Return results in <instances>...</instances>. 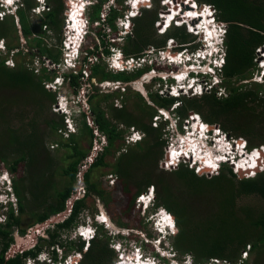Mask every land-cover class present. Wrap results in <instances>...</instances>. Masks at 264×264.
<instances>
[{
    "label": "trees",
    "instance_id": "16d2710c",
    "mask_svg": "<svg viewBox=\"0 0 264 264\" xmlns=\"http://www.w3.org/2000/svg\"><path fill=\"white\" fill-rule=\"evenodd\" d=\"M67 0H46L48 10L41 14L38 24H33L30 20L32 10L37 6L35 0H24L22 8H19L14 16H6L0 21V41L5 44V55H0V91L3 92L0 98V121L3 129H6L8 148L5 145L1 149L7 151L9 157H14L10 162L7 158L0 156L1 163H5L8 173L12 176V189L16 198V210L11 206L7 214V222L0 224V241H5L0 251V264H24L28 258H36L43 250V245L39 244L31 250L24 251L21 255L6 261L5 252L12 242L9 239L11 229L18 227L20 223L19 215L23 213L24 200L22 189H27L31 198V205L35 210L41 209L34 214L35 223H43L51 216L58 215L66 209L67 202L75 195L78 177L81 173V167L92 149L93 140H98L96 133L104 136L105 144L101 147V152L95 157L94 162L89 165L87 171L83 174L82 185L84 196L74 202L71 214L63 222L54 225L53 229L47 230L48 239H41V242L49 248L58 246L64 249V253L74 251L81 254L79 264H114L117 261V251L109 247L111 237L107 231L100 226L97 228L95 238L90 242L89 248L83 251L84 243H73L70 240L60 241V236L77 227L78 217L87 208V199L96 197L109 210L114 218H119L121 207L126 206L128 213L134 210V201L141 194L146 193L148 188L153 187L155 192V201L153 208H163L172 215L177 228L176 236L172 237V245L175 250L181 254H188L193 259V264H206L212 259L238 264L240 253L247 246L251 251L258 254L264 249V170L257 173L255 177L248 179H239L232 169L228 166H221L217 175L207 178L204 174L198 175L192 169L185 165H179L177 169L170 173L160 170L159 162L163 159V150L167 141L166 131L163 126L168 122H160L159 126L152 127V118L156 117L157 110L166 109L167 111L173 104L177 103L174 110L175 115L182 124L187 120L190 113L198 115L201 120L210 125L218 126L230 138H242L246 141L248 148L253 149L264 146V90L258 83L240 84V81L249 80L256 71V51L264 46V0H194L197 6L206 5L214 9L216 19L225 24V65L222 69L223 87L226 96L217 97L215 91L204 94L200 97H181L179 99L167 98L156 94H150L154 106H150L138 95L141 104L136 108L127 111L126 108L116 109L113 104L106 105V113L101 109V102L107 103L110 95L101 96L102 100L91 106L90 114L92 118V127L86 124L89 116L81 113V124L79 134H71L67 140L58 146L68 149L64 159L68 162L61 168V176L66 179L59 189L56 183L52 182V175L55 170L52 169L53 162L49 158L48 152L43 146V142L35 136L33 124L20 125L19 127H7L6 117L2 112L6 109L12 100L6 101L4 98L10 91L17 92V95L27 93L35 98L41 94L45 95L42 83L49 81L50 76L46 75V68L43 67L39 76L18 62V57H28L32 60L36 55L39 59L48 61L52 65H59L60 50L53 51L47 43L44 42L46 32L42 30L45 27L48 31L55 34L57 44L61 43L60 26L63 21L62 16ZM96 2L88 9V20L92 26L94 23L107 26L110 30H116V19L122 18L119 9L109 7V11L104 18H101L102 7L110 0H95ZM119 6L124 5L125 0H113ZM155 6L160 10L159 0H154ZM189 3L180 8L185 11L186 17L180 16L177 12L178 7L173 5L168 11L166 23L174 18L184 23L189 22V26L198 31L200 24L198 20L194 25L188 17L189 13H196V7H190ZM156 9H143L140 16L132 21L133 27L131 34L125 37V47L122 46V53L128 56L138 57L147 48H163L168 39L177 42L180 48H189L194 42V37L185 31L183 27L173 26L165 35H156L154 25L158 21ZM176 15L180 16L179 18ZM18 18L16 26L15 18ZM69 27V36L76 35L78 25L72 29ZM26 42L27 48L20 46V33ZM12 34L16 36L18 42L16 46L12 42L5 40L11 39ZM156 35V36H155ZM104 45V35L98 33ZM74 38H70L71 40ZM69 45V46H70ZM194 45V44H193ZM105 47V45H104ZM83 47L86 57L98 55L97 48ZM36 50L32 51V50ZM13 50L18 53L13 56L15 64L13 67L5 65ZM35 52V53H33ZM102 53L109 55V49L104 48ZM24 55V56H23ZM84 58L85 61L87 58ZM24 64V65H23ZM31 64V62H29ZM55 73V72H54ZM137 73L136 76L140 75ZM91 78H100V82L114 80L117 82H127L133 76L126 73L111 74L105 72L100 64H93L90 68ZM69 84L75 89L80 88L81 70L76 74H67L64 76ZM239 82V84H238ZM77 92V91H76ZM120 94L115 97H119ZM48 99L53 102L54 96L47 93ZM98 97L97 88L91 90L88 94V102ZM100 98V99H101ZM124 104V102H123ZM11 109V108H10ZM149 111L150 114H145ZM148 119L149 123L141 124ZM62 121V120H61ZM49 127L54 132L60 131V125L52 121ZM7 127V128H6ZM121 127V128H120ZM137 129L143 134L141 142L127 144L125 135L129 129ZM61 134V132H60ZM95 134V135H94ZM52 136V137H54ZM62 139V135H59ZM86 138L88 143L87 150H82L76 138ZM1 141V139H0ZM126 143V144H125ZM129 148L125 152H119L122 147ZM119 153V156L112 164L106 162L107 157L112 159ZM20 165H23L27 177L18 176L17 171ZM109 168V173L114 176V182L111 191L101 188L99 182L92 179L95 170ZM130 186L134 187L135 193L130 194ZM52 191V194H49ZM188 196L189 200L184 201L183 197ZM130 199V200H129ZM250 200L249 203L245 201ZM203 200L206 205V211L199 213L195 202ZM191 201H193L191 203ZM128 202V203H127ZM112 206L109 209V206ZM120 207V210H119ZM18 214L15 216L14 214ZM131 218L130 214L128 215ZM120 220V219H119ZM118 225L123 228L129 227L127 224L118 221ZM24 234V231H21ZM131 238V236L129 237ZM133 238V237H132ZM51 260L58 263L55 252L51 253ZM238 258V259H237ZM243 264V263H241ZM247 264V263H245Z\"/></svg>",
    "mask_w": 264,
    "mask_h": 264
},
{
    "label": "rangeland",
    "instance_id": "374dc122",
    "mask_svg": "<svg viewBox=\"0 0 264 264\" xmlns=\"http://www.w3.org/2000/svg\"><path fill=\"white\" fill-rule=\"evenodd\" d=\"M23 1L24 0H22L21 2H23ZM162 1H164V0H160V3H162ZM92 2L95 3L96 1L92 0ZM1 3L2 2H0V4ZM126 3H127V0L124 1V3H123L124 5L119 6L116 1L114 2L113 0H110L109 2L105 3V5H103L101 18H104L105 15H107V13L109 11V7L119 9L120 12L122 13V16L124 17L126 14L131 12V10L129 9V7L127 6ZM160 3H159V5H160V8L162 11L158 10V6H155L154 0H150L149 3L140 5L137 10H135V11L132 10V13L135 14L137 17H139L140 12L143 9H149V10L150 9H152V10L156 9L155 12L157 11V18H158V20H160L161 18L159 15L161 14V12L165 13V11H167L169 9L168 7H163ZM180 3H181V1L177 0V4H180ZM88 4H91V0L90 1H88V0H67L66 1L65 6H67V7L64 8L63 14H62V16H60V19L63 21V23L60 26V30H61V34H60L61 43H60V45L57 44V40H56L55 34L53 32L48 31L45 27L42 28V30L46 32L45 37L43 38L44 42L47 43L48 46L51 47V49L53 51H56V49L60 50V63H59V65H52L51 63L48 65L47 61H44L43 59H39L38 57H36V55L33 56L32 60L28 57H23V59H20L18 57V59H17L18 62L24 61L23 63L25 64V66L28 67V69L30 71H32L34 74L37 73L36 75H38V76L40 75L38 73L41 72L43 67H45V66L48 67V68L45 67L46 68V75L50 76L49 77L50 80L42 83V87L45 90V95L41 94V95L33 98V97H30V95L27 93H24L22 95H17L18 93L15 92V90H14V91L8 92L6 94V96L4 97V98H7L6 101H10V100L13 101V103H9V105L6 106L7 110L6 109L2 110V112H4L3 114L6 117V123H8V124H6L7 127L11 126L12 128H16V127H19L20 125H25L26 123L29 124L30 120L34 121L33 128L35 129L34 130L35 136L38 137L41 142H43V144H44L43 146H45V150L48 152L49 158L53 162L52 169L55 170V173L52 175L51 181L56 183V185L59 189L62 187V184L66 181V179L61 176V168L66 166V164L68 163V162H65L64 159L66 157V154L68 155L69 150L58 146V144H62V143H64V141L67 140V137H69L71 135L68 132L75 134V136H77L79 134V127L81 124V116H80L81 114H79L77 117L74 118V120H71V123H72L71 127L72 128L67 129V126H68L67 124L69 123V120L67 119L66 116L62 115V113L60 112V107L63 108L66 105V102H69V101H73L74 103L79 102L83 108V112H85L89 116V118L86 119V124L89 127H92L93 126L92 125V118H91V114H90L91 106H95L94 104H96L97 102L102 100L101 96L112 94V95H110V98L108 99L109 101L107 103L101 102V109H102V111H104L106 113V115H105L106 118H109V114L106 111V105L113 104V107H115L116 109L124 107V108H126L127 111H130L133 108H136L137 104H141L139 99H138L137 94L141 95V97L146 101V103L148 105L154 106L151 99L149 98L150 97L149 95L157 93L159 96H162V93L160 92V90L165 89V87L171 86V81H169V79L166 76H162L165 79L162 83H157V82L154 83L151 80L149 81V79L151 77L150 70L154 69L156 71V69H157L156 66H158V70L165 71V73L169 72L170 75H171V71H174L175 74L174 75L172 74V77L173 76L175 77V75L178 74L177 71L180 70V69H178L177 71H175L176 68H174V67L170 68V67H167L164 65L163 66L166 68H163L162 64L159 62V58L157 56L156 51L153 50L152 51L153 53L149 54L147 56V58L143 57L144 62L141 65H139L135 69H130V72L127 73V75H129V76H131V75L133 76V78L130 79L131 82H129V84H125V83L123 84V82H117L114 80H107V81L100 82L99 77L91 78L90 68L92 67L93 64H100V66L105 70V72H108L111 74H116V71L109 69V61L107 60V55L103 54L102 50L104 48H108L109 51H111L113 54V64L116 63V59L118 57H120V54L122 53V51H120V49L122 48V46L125 47V45H126L125 37H127L130 34V32H129L126 35V32H128L127 30H126V32H123L121 34L119 29H118V25H121L122 23H126V26L128 27L129 20L124 21L123 17H122V18L116 19V21H115L116 30H110L107 26L98 25L97 23H94L90 27L89 36L87 38H85V42H84L83 47H92L91 48L92 50H95V47H96L99 54L93 55L92 63H86L85 61L83 62V60H82L83 55L86 56L85 51H83V49H82V51H81L82 56L79 58V61L77 62V63L80 62V64H81L80 69H82V71H83L81 74L82 77H80V80H79L80 88L75 89L74 87H72L69 84L68 80H66V79L64 80V75H67L68 72L65 69L66 66H63L62 61L64 59L63 56L67 55L66 54L67 52L65 50L63 53L61 52V48H62L61 45L63 44V42L65 43L66 47H68L70 45V44L68 45L70 36H69V30H67V28L69 27L67 25V21L69 18V14H71L70 21H71L72 29H75L77 25L79 27L78 32L76 33V35H74L75 37L71 36L74 39L71 40L72 44L70 45L71 46L70 51L72 52L74 50L73 45H75L79 42L77 39H78V36L80 34V29H81V22L79 21L80 23H77V20H76V18L78 16L77 8L82 7L83 9H86V5H88ZM181 4L185 5L187 3H181ZM131 5L133 6V8L135 7L134 6L135 4H131ZM70 6H72L73 8H71ZM206 7H208V6H206ZM206 7H201V6L199 7L198 6L197 11H200V8H201L203 11L206 10V15H207L208 8H206ZM78 11L80 12L81 10H78ZM89 12H90L89 10H86L87 18H88ZM209 12H210V10H209ZM31 13L32 14L30 15V20L33 22V24H38L39 18L41 17V14H42L41 9L38 11L33 10ZM213 14H215V13H213ZM1 16H2V18H0V21L3 20L5 18V16H7V13L2 14ZM163 16L166 17V15H163ZM14 20H15L16 26L20 30L17 17ZM217 21L218 20L216 19V22ZM179 22H182V21H179ZM130 23H132L131 20H130ZM160 23H162V22L160 21L158 24L155 23V25H154L156 35H158V36H160L159 31L162 29V28L160 29V27H159L161 25ZM198 23L200 25L202 24V21L199 18H198ZM224 26H225V24L222 25V27H224ZM217 30H218V27H217ZM130 31H131V28H130ZM99 32H101L102 35H104L103 39H104L105 47L102 44L101 37L98 36ZM210 33L212 36L213 29ZM19 34H20V45H21L20 47L23 49L27 48L26 42H25L24 38L22 37L21 32ZM198 35H200V37L194 38V42H193L194 45L193 44L190 45L188 48L189 50L201 51V48H202V50L205 49V48H203V45L202 46L200 45V42H202V39H203V35L201 34L200 31H198ZM5 41L6 42H12L13 41L12 42L13 46H16L18 43L16 41V36L14 34H12L11 39H8ZM210 41H212V40H210ZM207 43L209 45V42H207ZM212 44L214 45V43H212ZM210 48L211 47H209V49ZM180 49L181 48H179V45L176 43L175 45H173V49L170 50L167 54L173 55V53H175V54H179V56H180L181 55ZM211 49H213V48H211ZM32 51L36 52L35 49ZM5 52H6L5 51V44L2 41H0V55L4 56ZM35 52H33V53H35ZM17 53H18V50H13L10 53V57L8 58V60L5 63L6 66H8L10 68L14 66L15 61H13V56L16 55ZM203 54H204V52H203ZM256 54H257L256 55V61H255L256 66H258L259 63L264 65V63H263L264 58L261 57V55L264 56V50H263V53L260 52V50H257ZM182 60L184 61L185 59L182 58ZM123 61L125 64L126 59L124 58ZM29 62H31V64H29ZM192 62H194V63H191L190 65H191V67H194L197 69L196 72H199L202 70V67H203V61L202 60L192 59ZM67 63H68V61H67ZM114 66H115V64H114ZM183 66L185 67L186 65L183 64ZM119 67L123 68L121 65H119ZM148 71H149V73H148ZM139 72H141V74L136 76L137 73H139ZM85 75L88 77H86ZM257 75H258V73H256V71H255L253 76H257ZM56 81H58V83H63L62 86L57 87V85H55ZM186 81H187V79L185 81H183L182 83H184ZM248 82L249 83L253 82V79H251V81L250 80H248V81L247 80H244V81L241 80L240 84H245ZM117 83H119V84H117ZM196 83L197 82H195L194 85H197ZM238 84H239V82H238ZM114 85L120 86V88L123 90V92H121L120 90L114 91V88H115ZM127 85H130V86L127 87ZM161 85H162V87H160ZM262 85H264V84H262ZM94 87L97 88V90H98V97H95L92 100L91 104H89L88 94H91V90ZM223 92L224 91L222 90L220 92V94H222ZM47 93H50V94H52V96H54L53 102H51L48 99ZM118 94H120L119 97H115ZM178 94H180V93H178ZM178 94H176V95H178ZM207 94H209V93H207ZM2 96H3V92L0 91V98H2ZM59 97H61L62 100H64V101H62L61 105H58V102H59L58 98ZM162 97H168L169 98V96H167V94L163 95ZM185 97L189 98L191 96L186 95ZM123 102H124V104H123ZM74 106H75V108H77L76 104H74ZM80 110L82 112L81 108H80ZM145 114H150V112L146 111ZM159 116H160L159 110H157L156 117L152 118V122H151L152 127L159 126V123L160 122L162 123L163 119H160ZM192 116H193L192 113H190L187 120H185L186 122L189 121V124H191V125H192V122H194V121L189 120V118ZM157 119H159V120H157ZM174 120L177 121L176 118ZM52 121H55V124L58 125V127L60 125H62V127H60V131L57 130V133L55 136L53 135L54 132L49 127L50 124H48L50 122L52 123ZM146 123H149L148 119H145V122H141V124H146ZM186 125L187 124H182V127H185ZM217 128H218V126H217ZM130 130H132V128ZM163 130L169 131V133H166V137L163 136V138L166 139V141L168 143H170V144L172 142L178 143L179 139H174V140L169 141L172 136L177 137L176 134L170 133V131H171L170 128L166 129V125H164ZM212 130L214 133H217L214 131V129H212ZM135 131H138V130L135 129ZM6 132H7L6 129H3L2 123L0 121V139H1V141H0V156L7 158V162L10 164V162L14 159V157L7 156L8 152L5 150L3 152L1 151V149L4 148L5 145L8 148L7 137L5 136ZM60 132H61V134H60ZM95 134H96V136L98 135V138H97L98 140H96V141L93 140V142H92L93 147L90 150V153H91V151H92V153L89 155V157L85 161H83L84 166H82L80 168L82 170V172L80 173V176L83 173H85L87 171L89 165H91L94 162L95 157H97L98 153L101 152V149H102L101 147L106 142L104 136H102L96 132H95ZM59 135H62L61 136L62 139L60 138ZM52 136H54V137H52ZM221 136H222V139L225 138L224 135L221 134ZM139 137L143 139V134L141 132H139ZM75 138L78 141V143L80 144L81 149L84 151L87 150L89 141L86 138H80V139L77 137H75ZM232 138H234V137H232ZM237 139H239V137ZM240 139H242V138H240ZM125 141H126V138H125ZM190 145L196 146L195 141L191 142ZM128 149L129 148L123 146L119 152L120 153L125 152ZM167 151H168V149H166V147H165V149L163 150V153H164L163 159L159 162L158 167L160 170H163L166 173H170L177 168H176V166H171V167L169 166L168 168H166L164 162L166 164L168 163V160L166 159ZM254 155H255V153L250 155L249 158H252V156H254ZM118 156H119V153L115 156L114 159L107 157L106 162L109 164H112ZM235 163L238 166V164L242 163V160L240 159V161L235 162ZM2 164H3L4 168L6 169L5 163H1V161H0V176L5 171V170H1L3 168ZM188 168L190 169L189 166H188ZM7 172H9V171H7ZM194 172H195V169H194ZM202 174H204L207 178H210V177H212V175H215V174H211L208 172L199 173V175H202ZM243 174L239 175V179L245 178V175H243ZM16 176L17 177L13 176L14 179L15 178L18 179V176L27 177V174L25 172V168L23 167V165H20V167L18 168ZM80 176H79V178H81ZM92 176H93L92 177L93 181L101 183V184H99L100 187L105 189L108 192L112 190L114 182L116 181L114 176L109 173V168H101V169L95 170L94 173L92 174ZM9 177L11 180L12 176H10V174H9ZM0 180H2V179H0ZM84 189L85 188L83 187L82 183H80V181H79L78 186L75 189V195L73 197L74 201L76 199H81L84 196ZM134 193H135L134 187L132 188V186H130V194L133 195ZM49 194H52V191H50ZM154 194H155V192L153 193V196H154ZM140 196H142V198H143L142 201H144V203H145L144 206H147L148 205L147 203L150 199L149 196H146L145 193L141 194ZM140 196H138V197H140ZM11 197H13L12 199H13V201H15L14 195ZM22 197L24 200V202H23L24 206H23V213L21 215H19V219H20L19 229L20 230H26V233L24 235H21L18 232L19 229L18 230L14 229V243H13V245H11V247L12 246L23 247L24 251H27V250H30L31 248H33L37 244H42L43 245L42 251H44L46 253V255L42 256L41 260L43 261V264H50V257L48 256L49 255L48 250H50L51 248L48 249V247L45 246V244H43L41 242V239H46V240L48 239L47 234H46L47 229L48 228L53 229L54 225H51V224L40 225L39 223H35L34 214L38 213L41 209L35 210L33 208V205H31L33 203H31L32 201H31L30 194L28 193L27 189H22ZM136 199L134 201V210L131 211V213H128V211L126 210L127 209L126 206L121 207V213H124V214L120 215L119 218H118V216L117 217L115 216L113 218L111 216V214L109 213V210L103 204V202L100 201L99 199H97L96 197H92L90 199H87L88 206L86 209L83 210L82 214L83 215H89L92 217L96 214H98V215L100 214L102 216V219L106 218L110 221L109 228L107 230L108 236L111 235V240L109 242L110 248H112L113 244L118 245L119 244L118 240H121V238L123 239V238L127 237L128 234H130V236H131V238L129 239L128 242L129 243L132 242L131 243L132 245H133V242H135V243L139 242L140 238H144V237L151 238V239L156 238V233L152 229L153 228V222H154V220H156L155 217L152 216L153 215L152 206H151L152 204L150 205L148 210H145L144 207L137 204ZM183 200L188 201L189 197L186 195L183 197ZM153 201H155V196L153 197ZM4 202H6L5 196L4 197L0 196V203L3 204ZM192 202L193 201H191V203ZM246 202L249 203L250 200L249 199L246 200L245 204H246ZM195 203L197 204L199 213L206 209V205H203L204 204L203 200H199ZM112 206L113 205L109 206V209H111ZM15 210L16 209H14V211ZM119 210H120V207H119ZM6 211L8 212V210H6L5 207H2V206L0 207V219H2V220L5 219V213H7ZM129 214H130L131 218L128 217ZM60 219L61 218H57L54 221L55 224L57 222L61 221ZM118 221H121L122 223L127 224L129 227H127L126 229L123 227H120L118 225ZM156 226H158V223L156 224ZM157 229L162 231L161 227H158ZM70 232L71 233L68 234L69 237L66 236V238H65V233H63L60 236V241L62 240V243H64V241H67V240H70L73 243L81 242V239H79V237L77 236L76 230H72ZM34 233H36L35 237H32ZM116 235H118V238L114 239V236H116ZM165 243L174 249V252L177 255L178 261L185 258L188 262H191V263L193 262V259H192V257H190V255L181 254L175 250V248L172 245L171 238H169L166 241H163V244H165ZM163 247H164V245H163ZM55 248H58L57 249L58 261L60 260V258H62L63 261H66L67 264H71L73 259H76V258L80 259V254L75 249H74V251L69 250L65 254L64 249H61L58 246H55ZM129 249L130 248H128L126 251H129ZM83 251H85V248ZM244 251L247 252V256L243 260L242 257H243ZM244 251H242L240 253V259L237 258L238 264L239 263H243V264H245V263H247V264H264V249H263L262 253L260 252L258 254V252H256V251H254V252L251 251V248L249 246H247ZM144 252L146 253V255H149V256L152 255L153 260H155L156 262H159V264H170V263L171 264H181V263H172L171 261H169V263H167L166 261L162 260V258H160V256H158L155 253V251L151 245H147ZM126 254H129V253L126 252ZM130 256H132V255H130ZM63 261L61 263H58V264H62ZM163 262H166V263H163Z\"/></svg>",
    "mask_w": 264,
    "mask_h": 264
},
{
    "label": "clouds",
    "instance_id": "9594fccd",
    "mask_svg": "<svg viewBox=\"0 0 264 264\" xmlns=\"http://www.w3.org/2000/svg\"><path fill=\"white\" fill-rule=\"evenodd\" d=\"M88 1H90V0H88ZM133 1H135V0H127L126 4L129 7V9L131 10V12L126 14L124 17L123 16L122 17H123L124 21L129 20V22H128L129 24H128V27L126 26V23H122L121 25H118V29H119L121 34L123 32H126V30L128 31V32H126V35L129 32L131 34L133 23H130V20L133 21L134 19L137 18V16L132 13V10H134L133 6L131 5L133 3ZM149 1L150 0H144L141 2V5L149 3ZM180 1H181V3H185V2H182V0H180ZM35 2L37 3V6L34 8V10H36V11L40 10L43 6H46V0H35ZM159 3H160V0H159ZM93 4H94V2H92V0H91V4L86 5V9H83L82 7L77 8L78 16H77L76 20H77V23L81 22L80 31L82 32V36L80 37L79 42L77 44L73 45L74 50L71 52L70 51L71 46H68L66 48L63 44L61 45L62 46L61 52L63 53L64 50L67 52L66 53L67 55L63 56L64 59L62 62H63V66H66L65 69L67 70L68 74H76L80 70H82V69H80V67H81L80 62L79 63H77V62L79 61V58L82 56V54H81V51L83 49L82 47L84 45L85 38H87L89 36V29L91 27L90 22L86 16V10H88ZM160 4L163 7L169 8L167 11H165L166 16H168L166 12L170 11V9H172L173 5H175V7L179 8V9H177V12L180 14V16L186 17V13H185V11L181 10L180 4H175L174 1L172 4H166V3H164V1H162V3H160ZM65 7H67V6H65ZM70 7L73 8L72 6H70ZM197 7L198 6L196 4V9H197ZM201 7H206V5H202ZM208 7H206V8H208ZM78 10H81V11L79 12ZM135 10H137V9H135ZM160 11H162L161 8H160ZM43 12H45V11L41 10V13H43ZM161 14H163V12H161ZM200 15H201V13L199 14L198 17H200ZM180 16L176 15L177 18H179ZM198 17H194V18L188 17L187 19H189V21L191 22L190 24L193 23L192 25H194V22L198 20ZM160 18L162 19V21L160 19L156 23H159L160 21L161 22L166 21L165 17L160 16ZM208 18H209L208 19L209 24L207 23L206 26H203L201 29V34H203V39H202V42H200V45L202 46L203 44H207V40H206L207 38H206V34H205L206 27L208 28V32H211L213 29V36H214L215 31H217V33L219 35L218 41L217 42L214 41V37H213V40L211 42L214 43L215 47L213 49H211L212 47L210 49H208L207 55H205L204 58H201V57L194 58V54L196 53V51H191L188 48H181L180 49L181 50L180 56H179V54L173 53V55L175 57L181 58L180 62H183V64H185L186 66L184 67L181 64H175V63L174 64L168 63L166 65L167 67H170V68H172V67L176 68L175 71L180 69L177 71L178 74L175 75V77L174 76L172 77V74L173 75L175 74L174 71H171V75L169 77H167L169 79V81H171V86L165 87L167 89L166 94H168L167 96H169V98L179 99V98L184 97L186 95H190L191 97H200V96L207 94V93H204V92L198 93L197 90L198 89L199 90L204 89L208 85L210 86V92L214 90L215 95L217 97L221 98V97L226 96V91L222 85V83H223L222 69L225 65L224 41H225V35H226V26H224V30H223V27H222L223 23L218 22V21L216 22L215 14L209 12V10H208ZM115 25H116V23H115ZM173 26L183 27L185 29V31L190 33L194 38H198L200 36L198 34L197 35L195 34V32H196V31H194L195 27H194V29H192L190 26H188V24L186 25L184 22H179V21L176 22L175 19L169 21V23L166 26L163 24L162 29L159 31V34L165 35ZM216 26L218 27V30H217ZM130 28H131V31H130ZM78 30H79V27H78ZM211 39H212V36L210 35V40ZM169 42L172 43L173 45H175L177 43L173 39H168L166 41V44L163 47V48H166L167 53L173 49V48L172 49L169 48V46H168ZM153 49L156 50V53H157V56L159 58L160 63H162L163 59H166V58L168 59L167 56L169 54L165 53L164 58H161V56L158 54V49H160V48H153ZM201 50H202V48H201ZM259 50H260V52H263L264 46H262ZM120 51H122V50L120 49ZM109 52H110V54L107 55V60L109 61V69L116 71V73H126V74L129 73L130 71L125 69L126 65L124 64L123 60H124V58L126 59L128 57H134V56L126 57L123 53L120 52L121 53L120 57H118L116 59V61L123 68L119 67L118 69H116L114 64H113V54L111 51H109ZM164 52H165V49H164ZM142 55H143V53L138 57H134V59L144 57ZM147 56H145V57L147 58ZM262 56L263 55H261V57ZM85 57L86 56L83 55V59H82L83 62L85 61V59H84ZM86 58H87V60L85 62L89 63V62H87L89 57H86ZM182 58L185 60L183 61ZM65 59H67L68 64L65 63ZM192 59H200L203 61V67H202L201 71L196 72L197 71L196 68H194V69L190 68L191 67L190 64L194 63V62H192ZM262 66L264 67V65H262ZM258 67H259V65L256 66V68H258ZM135 68H133V69H135ZM156 68H157L156 71L154 69H151V70H154L155 74H151L150 80H152L158 74L157 73L158 66H156ZM163 68H166V67L163 66ZM208 69H211V71H208ZM204 71H206V74L204 73ZM259 71H260V68L258 71H256V73L259 74ZM148 73H149V71H148ZM253 74L251 76V79L253 77ZM166 75H167V73H166ZM179 75L183 76V81H185L187 79V81H186L187 83L186 82L179 83L177 81V78H176ZM65 79L66 78L64 77V80ZM251 79H249V80L251 81ZM195 82H197L196 83L197 85H194ZM254 83H258L259 85L264 84V72L261 75V81L260 82H254ZM62 84L63 83H58V81L55 82V85H57V87H61ZM262 86H263V90H264V85H262ZM117 90L118 89H116L114 91H117ZM222 90L225 93L220 94V92ZM178 93H180V94H178ZM176 94H178L179 96ZM59 98H61V97H59ZM61 103H58V105H61ZM74 104L77 105V108H75ZM177 105H178L177 103L173 104L172 107L170 108V110H168V111L165 109L159 110V114H160L159 118L163 119L162 122H168V124L166 125V129L170 128L171 129L170 133L177 135V137L172 136L169 141L174 140V139H179L178 143L172 142L170 144L167 142L166 149H168V151H167L166 155L168 156V154H169L168 157H170V159H169L167 164L164 162L165 165H168L170 167L176 166V168L179 165H185L187 167L189 166L190 169H192L193 171L195 169V173H197L198 175L201 172H208V173L217 175V173L220 171L221 166L225 165V166L230 167L235 175L239 176V175L243 174L244 172H246V170L243 168L239 169V167L236 165L235 162L240 161V159L243 156H245V158H248L250 155L255 153V155L252 156V158H248L249 164H250V162L252 164L253 161L256 162L255 172H249L247 170L248 171L247 173H249L248 177L245 176V178H243V179L255 177V175L257 173L262 172L264 170V169H262V170L260 169V165L262 164V161H264V146H259V147L253 148V149H249L245 140L240 139V138L239 139L230 138L223 131H221L219 129V127L217 128V126H210V125L204 123L201 120V118L194 113H192L193 116L189 118V120L194 121V122H192V125L189 124V121L186 122L185 120H183L182 124H187V125L185 127H182V124H180L179 118L177 117V115H175V112H174V110L177 108ZM80 108L82 109V112H81ZM60 112L62 113L63 116H66L67 119L69 120V123L67 122L68 123L67 129L72 128L71 127L72 126L71 120H74V118L77 117L79 114L84 113L83 108L80 105V103L79 102L74 103L73 101L66 102V105L63 108L60 107ZM175 118L177 119V121L174 120ZM157 120H159V119H157ZM212 129H214V131L217 133H214ZM68 133H70V132H68ZM166 133H169V131H166ZM221 134L224 135V137H225L224 139H222ZM97 137H98V135H97ZM125 138H126L127 144H135V143L140 142L142 140V138L139 137V132L135 131V129H133V128H132V130L129 129L127 131ZM194 141H195L196 146H192V150L190 151L187 148V145L191 144V142H194ZM256 152H258V154ZM249 164L247 163L246 167H249L251 165V164L250 165ZM239 170H241V171H239ZM215 175H212V176H215ZM10 176H11V174H10ZM0 179H2V180H0V196H3V197L5 196V199H6V202H4L3 204L0 203V205L5 206L7 209L10 206L12 209L13 208L16 209V203H17L16 198H14L15 201H13V199H12L13 197H11L14 194H13V189H12V179L10 180L9 173L7 171H4L2 173V175L0 176ZM153 193H154L153 187L148 188V190L145 193V195L149 196V198H150L148 203H147L148 204L147 206H144L145 203H144V201H142V199H143L142 196L138 197L136 199V201H137V204L144 207L145 210H148L150 205L152 204L151 205L152 211H153L152 216H154L156 219L153 222V228L152 229L156 233V238H153V239L146 238V237L140 238V241L137 243L133 242V245L131 244L132 242L131 243L128 242L130 239L129 238L130 234H128L127 237H125L123 239L121 238V240H118L119 241L118 245L113 244V246H112V249L117 251V254H116L117 255V261L114 264H159V262H156L155 260H153L152 255L151 256L146 255V253L144 252L147 245H151L152 248L154 249L155 253L158 256H160V258H162V260L166 261L167 263H169V261H171L172 263L193 264V262L192 263L188 262L185 258L178 261L177 255L174 252V249L171 248V246H169L166 243L163 244V241H166L169 238L172 239V237L176 236L177 229H176L174 218L172 217V215L170 213H168L163 208H157V209L153 208V204H154L153 197L155 196V195L153 196ZM99 215L96 214L92 217L89 215H83L81 213L78 217L77 227L72 229V230H76L77 236L79 237V239H81V242L84 243L85 251L87 250V248H89L90 242L95 238L97 228L102 226L105 228L106 231L109 228L110 221L106 218L102 219V216L100 215L101 216L100 217ZM163 220H166L167 222L165 223V222H163ZM157 223H158V226H156ZM160 226L162 228V231L157 229ZM69 233H71V232L69 231L67 234H65V238H66V236H68ZM109 237H111V235H109ZM116 238H118V235L114 236V239H116ZM163 245H164V247H163ZM84 248H83V250H84ZM128 248H130L129 251H126ZM57 249L58 248L51 247V249L48 250V254H49L48 256L50 257V264H58V263H61L63 261L62 258H60L58 263H55L51 260V256H52L51 253L55 252L57 255V253H58ZM126 252H128L129 254H126ZM44 255H46V253L44 251H42L36 258H34L35 264H43L41 257ZM130 255H132V256H130ZM57 258H58V255H57ZM80 259H81V254H80ZM80 259L79 258L73 259L71 264H79ZM166 262H163V263H166ZM62 264H67V263H66V261H63Z\"/></svg>",
    "mask_w": 264,
    "mask_h": 264
},
{
    "label": "bare ground",
    "instance_id": "6f19581e",
    "mask_svg": "<svg viewBox=\"0 0 264 264\" xmlns=\"http://www.w3.org/2000/svg\"><path fill=\"white\" fill-rule=\"evenodd\" d=\"M22 0H12V3L11 4H8L7 2H6V0H0V2H2L1 4H0V18H2V14H4V13H7V16H15L16 15V12L18 11V9L19 8H22V3L23 2H21ZM142 1H144V0H135V1H133V3L132 4H135L134 6V10L135 9H138V7L141 5L140 3L142 2ZM190 1H193V3H195V1L194 0H189V2ZM171 10V9H170ZM201 13V15H200V17H198L199 16V14ZM167 14H168V12H167ZM194 14V13H193ZM195 15L199 18V19H201V21H202V24L199 26V28H198V31H200L201 32V29H202V27L203 26H206V24L208 23V12H207V15H206V10L205 11H203L201 8H200V11H196V13H195ZM70 16H71V14H69V18H68V21H67V24H71V21H70ZM6 17V16H5ZM132 17V16H131ZM167 17V16H166ZM166 17H165V19H166ZM18 19V18H17ZM174 18H172V20H173ZM176 22H177V20H175ZM77 24V23H76ZM163 24L166 26L167 25V23H166V21L165 22H162L161 23V25L159 26L160 27V29L162 28V26H163ZM186 25L188 24L189 25V22H187V23H185ZM195 26V25H194ZM68 29V28H67ZM198 31L197 32H195V34L197 35L198 34ZM205 34H206V40H207V42H209V45H208V43L207 44H203V48H205V49H203V52H204V54H203V56H205V55H207V51H208V49H209V47H212V48H214L215 46L212 44V42L210 41V35H211V33L210 32H208V28L206 27V29H205ZM203 35V34H202ZM74 36V35H73ZM75 37V36H74ZM200 37V36H199ZM213 37H214V41H218V37H219V35H218V33H217V31H215V33H214V36H213V34H212V39L211 40H213ZM70 38H71V36H70ZM70 38H69V40H70ZM70 42V41H69ZM68 42V43H69ZM69 45V44H68ZM209 46V47H208ZM70 48V47H69ZM263 53V52H262ZM199 57H201V56H199ZM263 58H264V56H262ZM170 60V62H169V60ZM168 59L166 58V59H163L162 60V65H164V66H166L168 63H175V64H181V65H183V62H180L181 61V58H178V57H175V56H172V57H168ZM263 60V59H262ZM161 61V60H160ZM264 63V62H263ZM115 64V68L116 69H118L119 68V65L120 64H118L117 63V61H116V63H114ZM264 68V67H263ZM151 75V74H150ZM177 81L179 82V83H182V81H183V76L182 75H179L178 77H177ZM187 148L191 151L192 150V146L190 145V144H188L187 145ZM257 154H258V152H256ZM168 156H169V154H168ZM167 156V160L169 161V159H170V157H168ZM247 165H245V166H243V167H241V165L240 164H238V167H239V169H245L246 171L248 170L249 172H255V167H256V162L255 161H253V163L249 166V167H246ZM261 166V165H260ZM239 171H241V170H239ZM247 171V172H248ZM142 202V201H141ZM143 203V202H142ZM144 204V203H143ZM163 222H167L166 220H163ZM161 227V226H160Z\"/></svg>",
    "mask_w": 264,
    "mask_h": 264
},
{
    "label": "built area",
    "instance_id": "2783aa9c",
    "mask_svg": "<svg viewBox=\"0 0 264 264\" xmlns=\"http://www.w3.org/2000/svg\"><path fill=\"white\" fill-rule=\"evenodd\" d=\"M173 1L175 2V4H177V0H172V3H173ZM172 3H170V4H172ZM41 10H43V11H47L48 10V7L47 6H43L42 8H41ZM208 10H210V12L211 13H215V11H214V9L213 8H210V7H208ZM163 15H165V13H163ZM162 14H160L159 16H163ZM163 17H165V16H163ZM161 21H162V19H161ZM158 24V23H157ZM161 24V23H160ZM223 30H224V27H223ZM82 36V32L80 31V34H79V36H78V41L80 40V37ZM63 45L66 47V45H65V43L63 42ZM169 48L170 49H172L173 48V44L172 43H170L169 42ZM67 48V47H66ZM164 49H165V52H164ZM154 49L152 48V47H149V48H147L144 52H143V55L142 56H147V55H149V54H152ZM154 51H156V50H154ZM165 53H167V50H166V48H160V49H158V54L161 56V58H164V55H165ZM172 56H174V55H168L167 57H172ZM199 56H201V58H204V56H203V50H201V51H196V53L194 54V58H197V57H199ZM92 59H93V57H89L88 58V62L89 63H92ZM47 61V60H46ZM144 62V59H143V57L140 59V58H137V59H134V57H128V58H126V61H125V65H126V67H125V69L126 70H128V71H130V69H133V68H135V67H138L139 65H141L142 63ZM169 62H170V60H169ZM65 63L66 64H68L67 63V59H65ZM47 64L49 65L50 63L47 61ZM170 64V63H169ZM263 64H261V63H259V67L258 68H256V71H258L259 70V68H260V71H259V74L257 75V76H253V82H260L261 81V75L263 74V70H264V68H263V66H262ZM45 67H47V66H45ZM48 68V67H47ZM191 69H194V67H190ZM208 71H211V69H208ZM82 70H81V74H82ZM152 74L154 73V70H151L150 71ZM204 73L206 74V71H204ZM86 76V75H85ZM86 77H88V76H86ZM117 84H119V83H117ZM115 86V88H114V90H116V89H118V90H120L121 92H123V90L120 88V86H118V85H114ZM184 90V89H183ZM161 93H162V95H165V93L167 92V89L165 88V89H163V90H161L160 91ZM197 92L198 93H200V92H204V93H210V86L208 85V86H206L204 89H198L197 90ZM224 93V92H223ZM220 95V94H219ZM59 100V102L58 103H61L63 100H62V98H59L58 99ZM129 141V140H128ZM249 158V157H248ZM248 158H245V156H243L242 158H241V160H242V163H241V166L243 167V166H245L247 163L249 164V161H248ZM250 164H251V162H250ZM249 164V165H250ZM263 165V166H262ZM166 166V168H168L169 166L168 165H165ZM262 166V167H261ZM261 166H260V169L262 170V169H264V161H262V164H261ZM243 175H245L246 177H248V173H247V171L246 172H244V174ZM246 256H247V252L246 251H244V253H243V257H242V259L244 260V258H246ZM25 264H35V259H28L27 260V263H25ZM206 264H230V263H228V262H224V261H220V260H216V259H212V260H210L208 263H206ZM239 264H241V263H239Z\"/></svg>",
    "mask_w": 264,
    "mask_h": 264
},
{
    "label": "water",
    "instance_id": "95a60500",
    "mask_svg": "<svg viewBox=\"0 0 264 264\" xmlns=\"http://www.w3.org/2000/svg\"><path fill=\"white\" fill-rule=\"evenodd\" d=\"M182 2H184V0H182ZM166 158H167V155H166ZM81 172H82V171H81ZM83 174H84V173H83ZM83 174H82L81 176L79 175L81 178L78 177L77 186H78L79 181H80V183H82V177H83ZM79 179H80V180H79ZM76 188H77V187H76ZM73 197H74V196H73ZM73 197H71V199L67 202L66 209H65L62 213H60V214H58V215H55V216H51L49 219H47L46 221H44V222L41 223L40 225H46V224H48V225H49V224H51V225H56V224H58V223L63 222L65 219H67V218L69 217V215L71 214V211H72V208H73L74 202L77 200V199H76V200L74 201V198H73ZM57 218H61V219H60L61 221H59V222H57V223L55 224L54 221H55ZM48 229H49V228H48ZM48 229H47V230H48ZM35 234H36V233H34L32 237H35ZM23 251H24V248H23V247L12 246V247L10 248L9 252L7 253L6 260L15 257L16 254L21 253V252H23Z\"/></svg>",
    "mask_w": 264,
    "mask_h": 264
},
{
    "label": "flooded vegetation",
    "instance_id": "af4514ba",
    "mask_svg": "<svg viewBox=\"0 0 264 264\" xmlns=\"http://www.w3.org/2000/svg\"><path fill=\"white\" fill-rule=\"evenodd\" d=\"M157 72H158V74H157V75L151 80V81L154 82V83H156V82H157V83H162V82L165 80L162 76H166V77H169V76H170L169 72L167 73V75H166L165 71H160V70L158 71V70H157ZM150 73H151V72H150ZM159 73H160V74H159ZM151 74H152V73H151ZM153 74H155V73H153ZM149 81H150V79H149ZM129 82H131V81L123 82V84H124V83H125V84H129ZM128 86H130V85H127V87H128ZM160 87H162V85H161ZM160 87H159V88H160ZM162 89H163V88H162ZM139 94H140V93H139ZM165 95H166V93H165ZM167 95H168V94H167ZM165 110H166V109H165ZM0 207H1V205H0ZM2 207H5V206H2ZM5 209L9 211V207H8V209L5 207ZM14 209H15V208H14ZM14 209H13V210H14ZM6 212H7V211H6ZM7 214H8V212L5 213V219H4V220L0 219V224H1V225H3V224L5 225V224H6V222H7ZM14 215L17 216L16 213H15ZM1 220H2V221H1ZM19 227H20V226H18V227H13V228L11 229V234H10L9 239L12 238V242L10 243V245H9V247H8V252H9V250H10V248H11V245H13V243H14V229H17V230H18ZM21 231H22V230L19 229L18 232L21 234ZM23 231H24V234H25V233H26V230H23ZM24 234H21V235H24ZM4 242H5V241H3V240L0 241V251H1L2 247H3V245H4ZM38 245H39V244H37V245H35V246H38ZM35 246H34V247H35ZM34 247H33V248H34ZM31 249H32V248H31ZM31 249H30V250H31ZM27 251H28V250H27ZM8 252H5V255H4L5 258H6V256H7V253H8ZM23 252H24V251H23ZM23 252L18 253V254L21 255ZM16 255H17V254H16ZM28 259H33V258H28ZM28 259H25L23 263H24V264L27 263V260H28ZM6 261H7V260H6Z\"/></svg>",
    "mask_w": 264,
    "mask_h": 264
},
{
    "label": "snow or ice",
    "instance_id": "6c2138e0",
    "mask_svg": "<svg viewBox=\"0 0 264 264\" xmlns=\"http://www.w3.org/2000/svg\"><path fill=\"white\" fill-rule=\"evenodd\" d=\"M6 2L8 3V4H11L12 3V0H6ZM184 2L185 3H189V0H184ZM164 3H166V4H170V3H172V0H164ZM178 6V5H177ZM189 6L190 7H196V4L195 3H190L189 4ZM210 14V13H209ZM189 15L190 16H192V15H194L193 13H189Z\"/></svg>",
    "mask_w": 264,
    "mask_h": 264
}]
</instances>
